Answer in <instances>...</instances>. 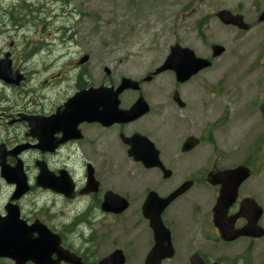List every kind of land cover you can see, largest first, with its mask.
<instances>
[{
    "label": "flooded vegetation",
    "instance_id": "flooded-vegetation-1",
    "mask_svg": "<svg viewBox=\"0 0 264 264\" xmlns=\"http://www.w3.org/2000/svg\"><path fill=\"white\" fill-rule=\"evenodd\" d=\"M41 1L0 0V222L11 217L19 225L43 226L82 264H99L115 251L122 253L126 264L133 242L100 258L89 247L97 245V232L110 225L116 227L117 237L124 227L143 230L145 249L140 257L145 264L154 246L146 216L158 213L173 253L161 264L174 259L178 264H264V235H257L258 228L264 234V209L258 202L257 181L248 184L259 159L244 158L222 167L223 159L200 153L210 145L212 134L208 133V144L201 134L183 131L176 138L168 136V126L177 118L168 116L167 109L187 108L180 90L192 78L175 81L169 94L165 85H153L156 80L151 75L129 78L137 86L123 89L116 99L120 111L137 107L133 119L115 120L111 106L104 102L97 105L95 116H76L67 107L76 94L100 88L115 93L123 78L114 80L107 68L92 63L90 54L79 52L73 57L70 47L51 43L46 33L50 15L38 7ZM175 93L180 102L173 100ZM188 138L196 144L183 152ZM189 154H194L192 169L180 176L177 167ZM156 162L162 168L147 167ZM237 167H246L250 175L238 186L226 211L218 214L217 226L219 173ZM185 186L161 209L156 199H166ZM152 194L155 200L143 211ZM115 197L126 201L120 213L114 212ZM107 199L110 204L105 206ZM247 199L262 212L252 235L237 236L249 223L240 213ZM247 214L254 216L249 210ZM5 262L14 264L0 259V264Z\"/></svg>",
    "mask_w": 264,
    "mask_h": 264
},
{
    "label": "rangeland",
    "instance_id": "rangeland-1",
    "mask_svg": "<svg viewBox=\"0 0 264 264\" xmlns=\"http://www.w3.org/2000/svg\"><path fill=\"white\" fill-rule=\"evenodd\" d=\"M40 6L50 15L46 33H50L51 43L70 47L73 57L79 52L90 54L92 63L107 68L116 81L151 75L175 44L209 59L211 67L180 90L187 108L182 112L167 109L168 116L177 118L168 126V136L176 138L183 131L201 134L208 144L212 134L210 145L200 153L205 158L223 159L222 167L244 158L259 159L248 184L257 181L258 202L264 209V22H256L264 0H42ZM220 10L240 14L249 29L222 25L216 17ZM59 28L64 34L57 33ZM212 45L224 47V53L212 59ZM153 78V85H165L169 94L174 74L165 72ZM193 155L183 156L185 162L177 167L183 173L180 176L192 169ZM129 169L124 167L126 172ZM115 229L110 225L96 231L97 245L89 247L94 257L133 242L126 250V264H142L143 230L124 227L117 237Z\"/></svg>",
    "mask_w": 264,
    "mask_h": 264
},
{
    "label": "water",
    "instance_id": "water-1",
    "mask_svg": "<svg viewBox=\"0 0 264 264\" xmlns=\"http://www.w3.org/2000/svg\"><path fill=\"white\" fill-rule=\"evenodd\" d=\"M216 17L224 26H231L239 31H247L249 29V25L239 14H232L227 10H220L216 13ZM256 22H264V10L259 14ZM210 49L212 59L220 57L225 51L224 47L219 45H212ZM211 65L212 63L210 60L197 57L191 49L175 44L170 47L169 54L165 61L153 72L152 75L156 76L171 71L173 72L177 83H185L201 71L210 68ZM136 86V83H133L130 79L123 78L121 85L115 93H112L111 90L102 88L96 90L91 89L87 93L76 94L68 102L67 107L71 113L75 112L76 116L89 117V115H91L93 117L96 115L97 105L104 102L106 103L105 105L111 106L109 111L115 120L123 121L124 118L133 119L138 115H134V113L137 112V107L135 106L128 111L118 110L116 96L123 89ZM109 100L110 102H108ZM173 100L180 102L177 93L174 94ZM103 111L108 112V109L104 108ZM195 144L196 141L194 138H188L182 147V151H189L195 146ZM129 154L132 155L131 153ZM147 167L162 168L159 162L148 165ZM164 173L165 176L168 174L165 170ZM249 175L250 172L246 167H237L219 173L222 188L220 189L218 203L215 208V222L217 226L219 224L218 214L222 211H226L227 207L235 198L238 186L245 181ZM185 188L186 186L177 190L166 199H156L161 203V209L165 208L171 201L177 198ZM154 195L155 194H152L147 197L143 211H145L147 205L151 201L155 200L156 195ZM115 198L116 199L113 201L115 207L114 212L120 213L126 209V201L119 197ZM109 204V199H107L105 206ZM247 210L251 211L254 216H248ZM261 212V208L257 206L253 200L247 199L244 201L241 204L240 213H243L248 218L249 223L246 228L238 232L237 236L252 235V230L255 231L256 222L260 217ZM146 217L149 219L150 228L153 232L154 246L146 257L145 264H161L162 260L169 259L173 255L169 234L163 227L158 213L155 216L151 215ZM19 224V221L17 223L15 219L11 217L0 222V259L11 260L14 264H25L26 262H31L33 264H82L76 255L60 247V239L58 236L53 235L43 226L27 227L23 223H21V225ZM258 230H260V233L257 234L258 237L264 235L260 228H258ZM32 233H36L37 237L32 238ZM53 255L56 256L55 260H52ZM124 261L122 253L120 251H115L101 260L99 264H124Z\"/></svg>",
    "mask_w": 264,
    "mask_h": 264
}]
</instances>
